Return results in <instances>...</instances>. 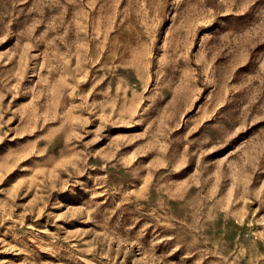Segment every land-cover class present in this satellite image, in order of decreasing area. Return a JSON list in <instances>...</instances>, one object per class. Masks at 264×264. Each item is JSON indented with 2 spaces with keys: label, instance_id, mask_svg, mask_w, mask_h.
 <instances>
[{
  "label": "rangeland",
  "instance_id": "1",
  "mask_svg": "<svg viewBox=\"0 0 264 264\" xmlns=\"http://www.w3.org/2000/svg\"><path fill=\"white\" fill-rule=\"evenodd\" d=\"M0 264H264V0H0Z\"/></svg>",
  "mask_w": 264,
  "mask_h": 264
}]
</instances>
